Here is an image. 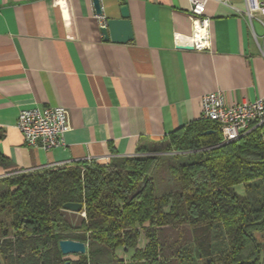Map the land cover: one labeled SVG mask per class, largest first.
Segmentation results:
<instances>
[{
    "label": "crops",
    "instance_id": "0c3cea01",
    "mask_svg": "<svg viewBox=\"0 0 264 264\" xmlns=\"http://www.w3.org/2000/svg\"><path fill=\"white\" fill-rule=\"evenodd\" d=\"M101 14L128 8L133 36L105 40L92 0H0V178L72 162L158 148L201 118L200 97L228 103L264 95L262 25L237 9L244 0H207L211 50L177 47L191 33L189 0H100ZM63 106L64 145H27L21 109Z\"/></svg>",
    "mask_w": 264,
    "mask_h": 264
},
{
    "label": "trees",
    "instance_id": "16d2710c",
    "mask_svg": "<svg viewBox=\"0 0 264 264\" xmlns=\"http://www.w3.org/2000/svg\"><path fill=\"white\" fill-rule=\"evenodd\" d=\"M220 140L218 125L200 118L150 151L0 178V264H63L60 239L112 258L131 250L144 264H168L185 249L205 264H264V125ZM238 184L256 196L238 194ZM79 255L70 264L87 263Z\"/></svg>",
    "mask_w": 264,
    "mask_h": 264
},
{
    "label": "built area",
    "instance_id": "2783aa9c",
    "mask_svg": "<svg viewBox=\"0 0 264 264\" xmlns=\"http://www.w3.org/2000/svg\"><path fill=\"white\" fill-rule=\"evenodd\" d=\"M60 1L53 0L54 3ZM206 2L207 0H189L191 33L175 34L177 47L186 45L196 51L211 50L210 18L205 15ZM237 10L240 15L247 17L250 25L252 19H256L264 30V0H244V8ZM95 16L100 28L106 25V19L101 13ZM260 54L264 58L263 48H260ZM200 105L201 118L218 125L220 144L235 141L264 125V95L251 101L228 103L221 90H214L200 97ZM68 124L69 113L65 107L33 106L19 111L15 127L23 135L27 145L48 150L64 145Z\"/></svg>",
    "mask_w": 264,
    "mask_h": 264
},
{
    "label": "water",
    "instance_id": "95a60500",
    "mask_svg": "<svg viewBox=\"0 0 264 264\" xmlns=\"http://www.w3.org/2000/svg\"><path fill=\"white\" fill-rule=\"evenodd\" d=\"M95 10L101 12L100 0H92ZM103 38L105 40L110 39L113 42L125 43L133 36L132 26L129 19V13L127 6L120 7V17L108 18L106 25L100 28ZM191 48V47H188ZM211 130L205 133H210ZM63 209L72 212H79L82 209V203L79 202H65ZM60 251L63 255L68 253H80L83 254L86 251V244L82 241L72 239H60L58 241ZM63 264H70L68 260H65ZM86 264V263H81Z\"/></svg>",
    "mask_w": 264,
    "mask_h": 264
},
{
    "label": "rangeland",
    "instance_id": "374dc122",
    "mask_svg": "<svg viewBox=\"0 0 264 264\" xmlns=\"http://www.w3.org/2000/svg\"><path fill=\"white\" fill-rule=\"evenodd\" d=\"M165 188H167V185H163L162 187L158 188L157 186V192L161 193ZM233 190L237 192L238 194L252 198L256 196V194L251 190H244V187L242 184L234 185ZM81 215H84V212L81 213ZM212 234V233H211ZM142 243V240H141ZM131 250L129 251H123L121 248H118L115 250L116 256L114 258L111 257V252L107 250L104 247L99 248V252L95 251L94 248H91V251L88 252L87 248L85 254L87 263L86 264H144L140 261H133L130 259L131 257ZM80 253H68L65 255V260H68L70 263L74 262L79 259ZM181 258H172L168 264H205L207 258L199 259L195 256V254H189L188 250L185 249L182 253H180ZM260 259H264V241L261 243V250H260Z\"/></svg>",
    "mask_w": 264,
    "mask_h": 264
}]
</instances>
